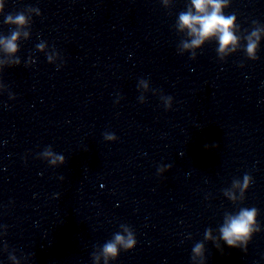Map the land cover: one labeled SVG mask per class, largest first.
Listing matches in <instances>:
<instances>
[{
	"label": "clouds",
	"instance_id": "1",
	"mask_svg": "<svg viewBox=\"0 0 264 264\" xmlns=\"http://www.w3.org/2000/svg\"><path fill=\"white\" fill-rule=\"evenodd\" d=\"M192 8L195 9V14L189 10L188 12L179 15V28L181 31L187 30L188 35L192 37L190 42H185V49L199 48L205 40L211 38H218L220 53H225L226 50L231 49L235 51L238 45V37L234 34V27L236 26L235 14L225 15L223 9L229 5L227 0H191ZM3 5L0 4V10ZM7 23H12L17 26H24L27 21L23 14L12 16L9 14L6 18ZM254 23H258L253 21ZM19 36L18 32H13L11 39L0 41L4 43L5 50L9 53L17 51L15 41ZM255 37V39H253ZM247 53L252 59H256L255 52L259 42V30H253L247 38ZM112 139L113 137H109ZM46 155H54L50 151ZM56 159H60L63 163V157H55L51 162L56 163ZM249 176L246 174L244 177L243 188L248 187ZM256 208H243L235 217H230L226 224L220 229L222 239L231 247H240L246 245L248 239H251L252 228L256 216ZM259 231V229H257ZM210 236V233L208 234ZM137 241L131 232L128 233L127 239L124 236L117 234L115 242L107 243L104 246V254L106 257L110 256L115 258L118 255V245H122L124 249L132 250L135 248ZM194 251L199 254L201 246H197Z\"/></svg>",
	"mask_w": 264,
	"mask_h": 264
}]
</instances>
